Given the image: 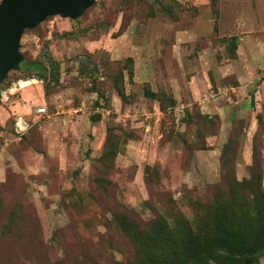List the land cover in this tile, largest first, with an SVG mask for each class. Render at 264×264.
Here are the masks:
<instances>
[{"label": "rangeland", "instance_id": "374dc122", "mask_svg": "<svg viewBox=\"0 0 264 264\" xmlns=\"http://www.w3.org/2000/svg\"><path fill=\"white\" fill-rule=\"evenodd\" d=\"M19 52L0 83V264H124L139 222L191 219L216 186L264 192V0H95Z\"/></svg>", "mask_w": 264, "mask_h": 264}, {"label": "trees", "instance_id": "16d2710c", "mask_svg": "<svg viewBox=\"0 0 264 264\" xmlns=\"http://www.w3.org/2000/svg\"><path fill=\"white\" fill-rule=\"evenodd\" d=\"M233 187L226 198L193 204L191 219L177 214L168 222L146 223L150 233L138 243L142 251L124 264H261L264 256V192L258 180ZM242 194V196H240Z\"/></svg>", "mask_w": 264, "mask_h": 264}, {"label": "water", "instance_id": "95a60500", "mask_svg": "<svg viewBox=\"0 0 264 264\" xmlns=\"http://www.w3.org/2000/svg\"><path fill=\"white\" fill-rule=\"evenodd\" d=\"M95 0H0V83L22 59L19 41L25 29L47 16L77 18Z\"/></svg>", "mask_w": 264, "mask_h": 264}, {"label": "crops", "instance_id": "0c3cea01", "mask_svg": "<svg viewBox=\"0 0 264 264\" xmlns=\"http://www.w3.org/2000/svg\"><path fill=\"white\" fill-rule=\"evenodd\" d=\"M23 120V119H22ZM25 122V121H24ZM17 125H19V123H17ZM23 127V126H22ZM41 127H44V125H42ZM46 127H48L49 131L51 132V126L46 125ZM51 138V135H50ZM1 144V143H0ZM6 143H4L5 145ZM0 180L1 178H3L4 176V172H5V162L2 161V159H6V149L3 146V144L0 145ZM34 159V158H33ZM262 264H264V262L262 261Z\"/></svg>", "mask_w": 264, "mask_h": 264}, {"label": "built area", "instance_id": "2783aa9c", "mask_svg": "<svg viewBox=\"0 0 264 264\" xmlns=\"http://www.w3.org/2000/svg\"><path fill=\"white\" fill-rule=\"evenodd\" d=\"M36 111H37L38 114H43V113L46 112V109H45V107H39V108H37Z\"/></svg>", "mask_w": 264, "mask_h": 264}, {"label": "bare ground", "instance_id": "6f19581e", "mask_svg": "<svg viewBox=\"0 0 264 264\" xmlns=\"http://www.w3.org/2000/svg\"><path fill=\"white\" fill-rule=\"evenodd\" d=\"M27 84H29V81H22L21 80L20 83H19L20 86H25Z\"/></svg>", "mask_w": 264, "mask_h": 264}]
</instances>
